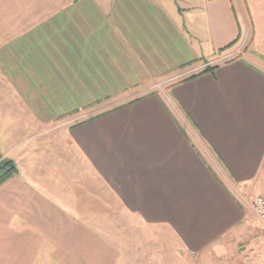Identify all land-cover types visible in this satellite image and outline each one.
<instances>
[{
    "label": "crops",
    "instance_id": "1",
    "mask_svg": "<svg viewBox=\"0 0 264 264\" xmlns=\"http://www.w3.org/2000/svg\"><path fill=\"white\" fill-rule=\"evenodd\" d=\"M1 158L0 236L51 247L12 264H156L92 249L123 218L186 254L263 225L264 0H0Z\"/></svg>",
    "mask_w": 264,
    "mask_h": 264
},
{
    "label": "rangeland",
    "instance_id": "2",
    "mask_svg": "<svg viewBox=\"0 0 264 264\" xmlns=\"http://www.w3.org/2000/svg\"><path fill=\"white\" fill-rule=\"evenodd\" d=\"M154 88H160L164 83L157 81L151 84ZM86 117V116H85ZM84 118V117H83ZM254 212V211H253ZM254 215L257 217L256 213ZM120 220V219H119ZM12 221L11 233L21 232L17 237L1 235L0 252H7L9 255L22 257L4 260L7 264L24 262L26 253L39 252L40 250L51 249L50 244L39 242V221L28 219L26 222L22 218L15 216ZM120 223L124 227L95 228L101 230L97 233L100 238H107L108 241L93 243V250H131L138 247L139 250H155L156 264H258L264 261V227L261 223L254 224L252 230L243 232L240 235L229 234L219 242V247L211 246L204 253L186 254L181 249H176V244L169 239H151V236H161L165 234L156 228L137 226L130 219L123 218ZM10 230V229H9ZM105 231V232H104ZM130 237V243L121 244L115 241L116 236ZM137 236L140 239H137ZM134 241V242H132ZM154 248V249H153ZM1 264L2 261H0Z\"/></svg>",
    "mask_w": 264,
    "mask_h": 264
},
{
    "label": "trees",
    "instance_id": "3",
    "mask_svg": "<svg viewBox=\"0 0 264 264\" xmlns=\"http://www.w3.org/2000/svg\"><path fill=\"white\" fill-rule=\"evenodd\" d=\"M229 44L228 46L232 45ZM217 66H207L206 69L198 74L192 75L188 79L195 78L203 73L210 72L213 73ZM18 172L17 164L14 160L9 158L0 159V185L3 184L7 179L14 176Z\"/></svg>",
    "mask_w": 264,
    "mask_h": 264
},
{
    "label": "built area",
    "instance_id": "4",
    "mask_svg": "<svg viewBox=\"0 0 264 264\" xmlns=\"http://www.w3.org/2000/svg\"><path fill=\"white\" fill-rule=\"evenodd\" d=\"M242 191L246 194L247 190L242 188ZM253 211L256 213L262 224L264 225V195H258L251 201ZM258 264H264V261H260Z\"/></svg>",
    "mask_w": 264,
    "mask_h": 264
}]
</instances>
